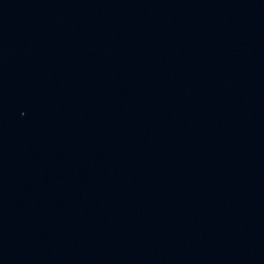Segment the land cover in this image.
<instances>
[{"label":"water","instance_id":"95a60500","mask_svg":"<svg viewBox=\"0 0 264 264\" xmlns=\"http://www.w3.org/2000/svg\"><path fill=\"white\" fill-rule=\"evenodd\" d=\"M0 264H264V0H0Z\"/></svg>","mask_w":264,"mask_h":264}]
</instances>
